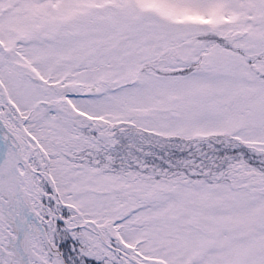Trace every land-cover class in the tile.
I'll return each instance as SVG.
<instances>
[{
	"label": "snow or ice",
	"instance_id": "obj_1",
	"mask_svg": "<svg viewBox=\"0 0 264 264\" xmlns=\"http://www.w3.org/2000/svg\"><path fill=\"white\" fill-rule=\"evenodd\" d=\"M0 264H264V0H0Z\"/></svg>",
	"mask_w": 264,
	"mask_h": 264
}]
</instances>
